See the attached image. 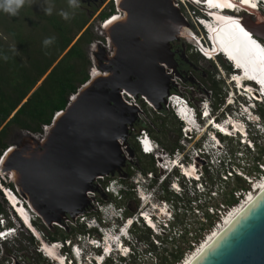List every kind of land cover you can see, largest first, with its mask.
<instances>
[{
  "label": "built area",
  "instance_id": "obj_1",
  "mask_svg": "<svg viewBox=\"0 0 264 264\" xmlns=\"http://www.w3.org/2000/svg\"><path fill=\"white\" fill-rule=\"evenodd\" d=\"M110 1L116 5L117 0ZM174 1L175 6L183 12L188 21H192L198 31H193L192 52L205 61L213 60L225 78L226 72L219 66L217 52L205 45L201 35L200 24L204 20L199 17L195 9V6L199 4L198 0ZM233 1L240 2V0ZM258 1L261 2L260 5L257 4ZM252 2L257 7V12H264V0H252ZM240 6L237 3L238 13L242 14L245 10L250 12ZM116 13H118L117 8ZM119 15L121 16V13ZM109 20L104 21L101 26L104 27ZM239 76L243 77L238 70L230 71L227 80L230 91L226 93L223 105L218 108L214 97L203 98L200 93L190 95L182 91L180 87H176L178 85L174 86L175 90L173 87L174 91L172 90L167 98L166 109L169 111V104L172 105L178 117V123L181 125L184 143L190 144L194 140L199 143L202 138H205V141L201 145L195 142L188 150L181 151L178 148L176 152L170 154L164 151L160 143L153 138L149 128L152 124L151 119L155 115H162V112L158 111L145 97H136L123 91L121 93L123 101L128 106L139 110L137 120L139 128L137 131L134 130L136 132L135 144L143 156H154L157 160L159 174H164L158 183L160 186L166 184L163 187L164 195H159L160 201L157 203L153 202V195L155 198L158 195L157 191H154L155 187L149 188L147 185L146 192H144L141 188L146 180L137 181L132 189L138 195L142 207L149 206V209L135 213L133 216H127L126 207L120 203L123 199V192L127 191L125 185L122 187L123 191H120L116 185V179L103 186L102 181L106 177L98 178L95 182L96 188L100 191L104 188L105 193L110 197L113 196V199L110 198L111 201L109 199L108 202H104L98 200L99 193H89V196L94 199L92 205L96 215L90 217L91 213L87 212L77 217L76 220L66 222L67 226L73 227L86 225V234H79L76 239L50 242L36 227L34 228L36 233L31 230L38 243L37 250L44 259L50 264H142L141 259L136 260L140 241L149 248L146 251L149 260H155V264H159L158 258L160 259L162 253L168 250L164 245L168 242L175 245L178 239L184 241L187 236V239H191L187 242L189 249L182 260L177 263L182 264L217 230L222 231L226 221L238 212L252 193L260 190L264 185V86L259 83L253 85L246 81L240 84L237 81ZM197 100L200 103L199 108L194 105ZM61 113L59 112L56 117ZM221 127L226 128V131L221 130ZM183 146L186 147L185 144ZM9 150L7 149L4 154ZM125 155L129 161V168L135 169L137 167L135 166L136 156L131 158L128 153ZM192 168L194 175H188L186 171ZM151 175L147 176L149 179H154L150 177ZM8 179L11 181V178L2 174L0 170V190L3 197L7 203L11 204L10 207L14 211L12 212L20 216L19 211L11 203L9 194L13 195L21 206H24L25 201L6 185ZM150 182H152L150 185L154 184L153 181ZM232 182L237 184L230 194L235 203L232 205L227 202L214 204L213 202L224 194L226 186ZM169 186L171 192L175 193L176 200H184L187 197V219L180 224L181 227L177 225V221L179 215H184L181 211L182 205L179 201L166 199L165 192L168 191ZM150 189L151 192H149ZM145 199L148 200L147 203ZM159 202L160 206L157 205ZM99 212L101 219L96 217ZM0 218L4 222L0 225V233L3 234L0 235V245L3 246L7 235L6 232H1L4 229L1 230V228L6 226V220L2 216ZM131 223L145 231L148 229L151 239L141 241L135 233V227L128 230ZM206 230L208 233L201 238L202 231ZM92 232H97V234L93 235ZM163 234L170 236L169 240H164ZM46 246L56 249L58 258L48 257L43 250ZM155 248H162V253L158 255ZM14 262L19 264L15 260Z\"/></svg>",
  "mask_w": 264,
  "mask_h": 264
},
{
  "label": "water",
  "instance_id": "obj_2",
  "mask_svg": "<svg viewBox=\"0 0 264 264\" xmlns=\"http://www.w3.org/2000/svg\"><path fill=\"white\" fill-rule=\"evenodd\" d=\"M116 8L121 20L108 30L99 26L109 38L108 52L92 49L94 68L103 75L91 73L44 134L22 131L21 142L0 159L1 172L49 228L88 212L89 193H100L98 178L127 177L125 153L135 156L128 139L139 110L121 93L166 108L174 87L165 68L174 60L170 43L184 29L193 31L174 0H117ZM244 24L264 40V24L249 17ZM193 264H264V192Z\"/></svg>",
  "mask_w": 264,
  "mask_h": 264
},
{
  "label": "trees",
  "instance_id": "obj_3",
  "mask_svg": "<svg viewBox=\"0 0 264 264\" xmlns=\"http://www.w3.org/2000/svg\"><path fill=\"white\" fill-rule=\"evenodd\" d=\"M61 10H67L66 0H55L52 15L36 12L29 5H26L17 16L0 12V54L8 56L7 60L0 59L1 157L9 148L7 138L11 130L17 129L35 135L44 134L45 127L52 125L56 115L65 111L71 97L90 80L89 70L92 62L87 48L98 40L93 32V26L81 9H77L69 20H64L59 15ZM115 12L116 6L111 4L109 12H103L100 20L107 21ZM48 37H55V41L52 45L45 47L43 41ZM259 41L264 43L262 39ZM13 46L17 49L16 52L12 51ZM161 112L164 115L169 111L164 108ZM173 120L176 122L174 117ZM178 131L180 132V129ZM131 149L135 156H139L142 160L143 155L134 141ZM155 169L152 159L150 165L140 168V171L147 175L148 172L156 171ZM124 174L130 179L133 172L130 168H126ZM114 179H118L124 185L127 184V178L116 176ZM6 185L20 197L11 181ZM132 193L134 191L131 187L130 194ZM99 194L101 197L105 196L110 199V195L105 193L104 188ZM99 194L98 198H100ZM2 199L6 203L0 190V216L7 221L9 216L2 204ZM100 199L103 201L102 198ZM227 203L232 205L235 201L232 199ZM126 215L133 216V213L126 209ZM38 219L39 223L35 219L34 226L50 242L74 239L75 232L87 233L85 226L77 230L76 227L68 226L75 231L74 233H68L65 226L63 228L54 226L56 232L50 234L42 220L39 217ZM9 223L10 226L13 225L10 221ZM147 231L150 233L148 229ZM135 233L141 241L149 239V235L142 228L135 226ZM26 240L34 247L37 262L42 264L45 259L37 250L38 243L35 238L29 235ZM186 249L178 248L171 254L165 250L160 256L159 264H177L182 260ZM19 251L25 252L22 248ZM6 253L8 256L12 255L10 252ZM166 253L168 254L165 255Z\"/></svg>",
  "mask_w": 264,
  "mask_h": 264
},
{
  "label": "rangeland",
  "instance_id": "obj_4",
  "mask_svg": "<svg viewBox=\"0 0 264 264\" xmlns=\"http://www.w3.org/2000/svg\"><path fill=\"white\" fill-rule=\"evenodd\" d=\"M96 2H98V3H95L94 0H82L81 7L79 8L85 13V16L90 19V24L93 26V32H94L95 36L98 39V40H95V42L93 44H91L87 48V52H88V55H89L90 59H92V55H93L92 49L93 48L97 49V48L105 46L106 47L105 50L107 52L109 50L108 49V39L109 38H108L106 32H103L102 30H100V27H99L103 23L100 20V15L103 12H109V8H110L111 4H114L113 1H110V0H100V2L98 0ZM88 3H91V4L88 6ZM30 7L33 8L36 12H39V13L44 12L43 11L44 5L42 3V0H37V2L32 4V5H30ZM189 23L191 24V26L194 27V28L193 27L192 28L194 30H196L194 24L192 23V21H189ZM202 35H203V33H202ZM204 37L205 36H203V38ZM191 47H192V45H191ZM198 59H199V64H202L205 69H208L209 71L210 70L211 71L214 70V72L216 71V80L218 82L219 92H223V93L226 94L227 91H230L229 90L230 89V85L227 82V80L229 78V73L226 72L225 78H224L221 75L220 71L218 70L217 66L214 64V62L208 63L204 59L200 58L199 56H198ZM91 62H92V60H91ZM93 70H94V65H93V62H92L91 68L89 70L90 74L92 73ZM194 105H195L196 108H199L200 103L198 102V100L195 101ZM218 107H220V105H219V101L217 100V108ZM151 122H152V124L150 125L149 128L151 130V134H152L153 138L155 140H157L160 143V145L162 146L163 150L166 151L169 154L176 152L178 148L181 151L183 149H187L188 150V148H191V146H193L195 144V142H196V140H194L190 144H188V142L184 143V137H183V134H182V131H181V125L177 121L175 122L173 120V117H172L170 112H168L167 114H164V115L163 114L162 115H155L151 119ZM178 129H180V132L178 131ZM22 134L23 133L20 130H17V129L11 130L10 133H9V136L7 138L8 146L9 147L10 146H15L17 143L21 142ZM203 141H205V138H202L199 141V143H197V142L196 143H197V145H201L203 143ZM183 144H185L186 147H184ZM187 144H188V146H187ZM0 157H1V155H0ZM152 159H153L156 171L148 172L147 175L149 176V175L153 174L150 177L154 178V179H149V177L147 175L141 174L140 168L145 167V166H149ZM135 163H136L135 166H137V167H135V169L131 170L133 172V175H132V177L130 179H129V177H126L127 178V181H126L127 184H125V188H126L127 191H125L124 195L122 196L123 199H122V201H120L122 206L126 207V209L129 212L133 213V214L141 212V211H147L149 209V206H147L146 208L142 207L141 201L138 198V195L136 193L135 194L134 193L130 194V188L131 187H135L137 181L143 182V180H146V183L144 185H142V188H141L142 191H144V192H146L147 185L149 186V188L155 187L154 191H157V193H158L156 198H155V195H153L154 198L152 199V201L155 202V203L160 201L159 200L160 199L159 195H164L163 187L166 185V184H164V185L160 186L158 184L159 180L162 179L164 174H162L163 176L159 174L160 171L157 169V160L155 159L154 156L153 157H147V156L145 157V156H143L142 160L139 158V156H136ZM126 178H124V179H126ZM113 180H114V178L113 179L105 178V180L102 181V182H103V184L104 183L109 184ZM150 181H153L154 184L150 185L152 183ZM8 182H10V179H8ZM235 185H237L235 182H232L229 185H227L226 186V190H225V192L223 194L225 196L222 195L218 200H215L213 203L214 204H218L220 202H224V203L225 202H230V200H232L230 194H231L232 189L235 187ZM168 191L165 192L166 199L174 200L176 202L179 201L181 203L180 205H182L181 211L184 213V215H179L178 221H177V225H179V227H181L180 224H182L183 221H186V219H187V197H185L186 199H184V200H176V198H175L176 195H175V193L171 192L170 186H169ZM127 192H129V193H127ZM149 192H151V189L149 190ZM99 197L102 198L104 202H108L109 201L108 197H105V196L101 197V195ZM100 198H98V200H101ZM110 198L113 199V196H111ZM1 201H2V204H3V206H4V208H5L6 212H7V215L9 216V220L5 221V223L8 224L9 221H10L15 226L17 235L14 236V237L9 238L8 242L5 245H3V246L0 245V264H15L14 260L16 262H19V264H40L36 260V256H35V253H34V247L31 246L26 240V238L29 235L33 236L32 233H30V231H28L25 228V226L22 224V222L18 218V216L13 213L14 211L10 207V204L7 203V201L5 203V201L3 199ZM110 201H111V199H110ZM157 205L160 206V202ZM178 207H179V204H178ZM27 208H28V210H30L28 206H27ZM88 212L91 213L90 217L95 216L94 215L95 211H93V206H91L88 209ZM33 216H35V218L38 220L37 223H39L38 215L35 212L33 213L31 211V218ZM96 217H98V219H101V213L99 212ZM2 223H4V222L1 221V218H0V225H2ZM43 225H44V223H43ZM61 227H63V225H61ZM65 227L67 228V232L68 233H74L75 232L72 229H70L67 225H65ZM80 227H82V226L76 227V230L79 229ZM46 228H47V231L50 234L56 232V230L53 227L49 228V227L46 226ZM39 232H40V230H39ZM206 233H208V230L202 231L201 238ZM92 234L96 235L97 232H92ZM146 234L149 235V232L146 231ZM78 235L79 234L75 232V234L73 235L74 239H76V237ZM163 235L164 236L162 238L164 240H169L168 238H170V236H168L166 234H163ZM149 239H151L150 235H149ZM190 241H191V239H187V236H186L184 241L181 240V239H178L175 242V245L169 244V242H168L167 244L164 245V247L166 246V248H168V250H169V253L171 254V252L175 251L177 247L179 249L188 248L187 242H190ZM152 242H153V240H152ZM139 243H140V246L137 249L138 253H137L136 260L139 261V259H141V263L142 264H155V260H149V258L146 256L147 255L146 251L149 250L147 245H145L144 243H142L140 241H139ZM20 248L25 250V252H20L19 251ZM162 248H155L154 250L156 251V253L158 255H160L162 253V250H163ZM2 249H3V252H2ZM5 249H7V251ZM4 250H5V252H4ZM6 252H10V253H12V255L8 256V254ZM185 253H187V249L185 250ZM42 257H43V255H42ZM131 260H133V259H131ZM158 262H159V258H158ZM42 264H50V263H48L45 260V261L42 262Z\"/></svg>",
  "mask_w": 264,
  "mask_h": 264
},
{
  "label": "clouds",
  "instance_id": "obj_5",
  "mask_svg": "<svg viewBox=\"0 0 264 264\" xmlns=\"http://www.w3.org/2000/svg\"><path fill=\"white\" fill-rule=\"evenodd\" d=\"M204 1H205V5H202L201 3H203ZM36 2H37V0H0V12L6 13L10 16H17L19 14V12L26 5L30 6ZM198 2H199V4L195 6V9L197 10L199 17L203 18V20H204V22L200 24V30L202 31V32L200 31L201 35L203 33L202 37L205 36L203 38L205 45H207L210 49H213L215 52H217V55H216L217 61L219 62V66L222 68V70H225V72L228 73V70H233V69L238 70V68H239L238 71L243 75V77H246V79H247L246 82L253 84V85H256V83H259V84L264 86V69H260V66H259V64H261L260 57H262V55L259 54L258 52H256L255 54L253 53V51H252L253 46L250 45V43L248 42L246 37H244L242 34L239 33L238 28H230L232 32H230V31L225 32L224 33V35H225L224 40L221 43L222 45L228 46L229 49H232L233 51H235V53H236L235 58L236 59H234L233 61L230 60L226 56V54L222 53L223 49L217 48L215 45H213V43L210 40L211 33L214 31L215 27H218L217 26L218 24L216 23L214 15H213L214 12L211 13V11L213 9L216 10L217 12H222L228 18H233V17L239 18L240 17L242 21H244V18L249 17V18H251V20L256 22L257 15H255V14H249L248 15L245 11L242 14H240V13H238V11L235 12V11L231 10L230 8H224V9H227L225 11H223L224 9H221V7H217V8L213 7L212 9H210L212 3H208V0H198ZM42 3L44 5L43 11L45 12V14L52 15V13L54 11V7H55V0H42ZM260 3H261L260 1L257 2V4H259V5H260ZM66 4H67V10H61L59 15L64 20H69L72 17V15L75 13V11L81 7L82 0H66ZM208 13L211 15V17L208 16ZM259 13L264 15V12H259ZM239 24L241 27H243L240 22H239ZM232 25L233 24H231V26ZM245 31H247V30L245 29ZM250 35H251V39L256 41V44H258L261 48H264V43L259 41L260 38L254 36V34L253 35L250 34ZM54 41H55V37L45 38V40L43 41V45L45 47H48V46L52 45L54 43ZM246 49L249 52V56L250 55H252V56L257 55L259 60L257 61L255 59L247 58ZM12 51L13 52L17 51L15 46L12 47ZM0 59L7 60L8 56L0 54ZM209 62H213V60L209 61ZM240 63H242V64H240ZM218 70L220 71L219 68H218ZM256 78H258L259 81L256 80ZM235 89H237V88H235ZM169 106H170L169 112L172 113V116L178 122L179 121L177 119L178 117H177L172 105L169 104ZM62 112H64V111H62ZM115 182H116V185L119 188V190L123 191L122 187L124 184H122L121 181H119L118 179H116ZM23 203L26 207L28 206L27 203H25V202H23ZM21 207H24V206H21ZM29 209H30V207H29ZM30 210H28V211H30ZM14 214L18 215L16 213H14ZM18 217H20V216L18 215ZM21 221H24V220L21 218ZM34 221L35 220H34V216H33L31 218V222L33 224V227L35 228ZM9 224L10 223L6 224V226L2 227L1 230L3 228H10V227L14 228L16 230L14 225L10 226ZM134 227H135L134 224L131 223L128 227V230H130L131 228L133 229ZM25 228L28 229L26 226H25ZM30 233H31V231H30ZM16 235H17V232H16ZM12 237H14V236H12ZM9 238H11V237H9ZM9 238L7 237L6 242L9 240Z\"/></svg>",
  "mask_w": 264,
  "mask_h": 264
},
{
  "label": "bare ground",
  "instance_id": "obj_6",
  "mask_svg": "<svg viewBox=\"0 0 264 264\" xmlns=\"http://www.w3.org/2000/svg\"><path fill=\"white\" fill-rule=\"evenodd\" d=\"M119 2L121 0H118ZM231 3L233 6L232 7H228L227 4L228 3ZM237 3H239L241 6L242 9H247L249 10L250 12H247L245 10V12L249 15V14H255L257 15L256 17V22L260 23V24H264V18L262 16V14H260L259 12L256 11L257 7H252L251 4H244V3H241V0L240 2H235L233 0H214V3L211 4V8L212 9L213 7L214 8H217V7H221V9H224V8H230L231 10L237 12ZM254 3V2H252ZM216 5H219V6H216ZM225 11V10H224ZM118 12L120 13L121 11L118 10ZM214 12V13H213ZM211 13H213L214 15V18H215V21L216 23L218 24L217 26L218 27H215L214 31L211 33V42L213 43V45H215L217 48H220V49H223V52L224 54H226V56L230 59V60H234L236 59L235 58V51H233L232 49H229L228 46H225V45H222V41L224 40V33L225 32H232L230 28H236L235 27V24L236 22H240L242 24V26L247 30V32H249L250 34L253 35V32L248 29L245 24H244V21H242L241 19L237 18V17H233V18H228L225 16V14H223L222 12H217L216 10H212ZM113 17V16H112ZM231 17V16H230ZM122 18V14L121 16L120 15H114V17L112 19H108L109 21L106 23V25L103 27L104 29H107L112 26L114 23H116L117 21L121 20ZM231 24H233L231 26ZM231 26V27H230ZM183 32H187V36H193V31L191 30H187V29H184L182 31ZM246 56L247 58L249 59H255V60H259L258 56L257 55H250L249 56V52L247 51L246 49ZM261 59V64H259L260 66V69H264V55H262V57H260ZM242 64V63H240ZM239 70V68H238ZM241 74V73H240ZM99 75H103V73H101L97 68H94L93 72H92V78H96L97 76ZM256 80L259 81L258 78H256ZM238 82H240V84H242L243 82L245 83L246 81V77H238L237 79ZM150 102V101H149ZM151 103V102H150ZM221 130L223 131H226V128H222L221 127ZM206 131V130H204ZM14 147H12L11 150H13ZM188 175H194V169H190V170H187L186 171ZM3 174V173H2ZM260 192V193H259ZM264 192V185L263 187L260 188V190H257L255 193H252L247 201L239 208L238 212L232 217V218H229L227 221H226V224L223 226L222 228V231L220 230H217L215 232V234L213 236H211L208 241L201 247L199 248V250H197L194 254H192V256H188L186 258V260L182 263V264H193L207 249L209 246H211L224 232L225 230ZM17 196V195H16ZM9 199L11 200V203H13V205L15 206V209L17 211H19V214H20V217L24 220V221H21L22 224L24 225V223L27 225V227L31 230H34V232L36 233V230L34 229L33 227V224L31 222V212L28 211V208L24 205V207H21V204L20 202H17V200L13 197V195L9 194ZM145 202L147 203L148 200L145 199ZM19 203V204H17ZM10 204V203H9ZM17 204V205H16ZM11 206V204H10ZM27 209V210H26ZM30 212V213H29ZM18 216V215H17ZM18 217V218H20ZM20 218V220H21ZM25 226V225H24ZM28 230V229H27ZM29 231V230H28ZM108 243H110V241H108ZM43 250L45 251V253L48 255V257H51L53 259L55 258H58V251L56 249H54L53 247L52 248H49V247H44ZM63 261V260H61Z\"/></svg>",
  "mask_w": 264,
  "mask_h": 264
},
{
  "label": "flooded vegetation",
  "instance_id": "obj_7",
  "mask_svg": "<svg viewBox=\"0 0 264 264\" xmlns=\"http://www.w3.org/2000/svg\"><path fill=\"white\" fill-rule=\"evenodd\" d=\"M94 1L95 3H98L96 2L98 0ZM90 4L91 3H88V6ZM114 15H119V12ZM193 31L198 32L194 29ZM182 34L183 35L170 43L171 53L174 55V60L172 64L165 65L167 72L172 76L174 86L178 85L176 87H180L182 91L190 95L200 93L203 98L210 99L214 97L219 101V105H223L226 94L219 92L216 71H209L208 69H205L202 64H199L198 56L192 52L190 43L191 36H187V32H183ZM206 62L210 63L209 61ZM230 71L231 70H228V73H230ZM176 87H174V90ZM137 129L138 124L135 123V126L131 128L132 135L128 139L130 148L132 142H135L134 132L137 131ZM126 168H129V161Z\"/></svg>",
  "mask_w": 264,
  "mask_h": 264
},
{
  "label": "snow or ice",
  "instance_id": "obj_8",
  "mask_svg": "<svg viewBox=\"0 0 264 264\" xmlns=\"http://www.w3.org/2000/svg\"><path fill=\"white\" fill-rule=\"evenodd\" d=\"M208 3H214V0H208ZM241 3L251 4L252 7H255V4L252 3V0H241ZM216 6H219V5H216ZM227 6L232 7L233 5L229 2ZM235 27L239 29V33L242 34L244 37H246L250 45L253 46L252 51L254 54L258 52L259 54L264 55V48H261L258 44H256V41L251 39L250 33L245 31V29L240 26L239 22H236ZM0 235H3V234L0 233Z\"/></svg>",
  "mask_w": 264,
  "mask_h": 264
}]
</instances>
